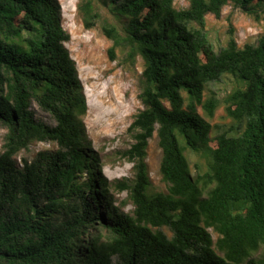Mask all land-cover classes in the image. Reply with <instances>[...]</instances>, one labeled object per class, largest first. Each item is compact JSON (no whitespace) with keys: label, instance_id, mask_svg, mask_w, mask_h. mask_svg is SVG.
<instances>
[{"label":"trees","instance_id":"1","mask_svg":"<svg viewBox=\"0 0 264 264\" xmlns=\"http://www.w3.org/2000/svg\"><path fill=\"white\" fill-rule=\"evenodd\" d=\"M188 1L78 7L87 28L101 7L111 15L103 30L112 60L121 47L143 62V109L126 152L134 175L119 182L134 207L126 214L88 152L89 108L59 0H0V264H264V34L243 47L231 34L215 52L206 32L207 16L220 18L226 6L259 19L264 0ZM226 75L236 85L220 99L209 86ZM221 106L233 125L207 121ZM154 134L166 192L150 191ZM35 143L54 149L21 166ZM188 151L207 155L205 174L194 173Z\"/></svg>","mask_w":264,"mask_h":264},{"label":"rangeland","instance_id":"2","mask_svg":"<svg viewBox=\"0 0 264 264\" xmlns=\"http://www.w3.org/2000/svg\"><path fill=\"white\" fill-rule=\"evenodd\" d=\"M62 7L63 27L70 34V41L65 44L72 59L76 62L79 78L84 86L88 103V113L84 118L87 130L88 152L98 160L100 175L106 179L115 207L123 213H132L134 207L128 199V192L119 190V182L132 179L134 164L126 156L127 150L135 143L134 133L130 131L136 115L143 109L139 99V77L143 70L140 58L133 61L126 57V51L118 47L115 59H111L110 49L113 42L103 30L106 22L113 23L107 9L101 7L102 19L93 28H87L83 14L78 10L81 0H59ZM189 6L188 0H175V7L184 9ZM206 32L215 52L226 45L229 37L234 35L240 47L250 43L255 44L260 35L264 34V14L254 19L226 6L220 18L209 15L206 18ZM235 79L224 76L209 88L218 98L223 99L235 87ZM116 88V89H115ZM115 90V91H114ZM118 93V94H116ZM117 107L122 108L115 113ZM38 118L50 125L53 119L43 111L35 108ZM200 115L204 116L199 109ZM119 118L117 125L107 131V127ZM211 125L231 126L233 122L226 116L224 106L219 107L212 119H207ZM6 130L0 128V152L4 142ZM45 149H54L50 144L35 143L29 150L18 156L31 159L36 153ZM194 173L205 174L208 171V157L204 152L190 155ZM162 151L158 144L157 134L149 141L147 149V167L151 181L152 193L166 192L167 185L160 175ZM165 232L170 235L168 230ZM214 240L217 235L213 233Z\"/></svg>","mask_w":264,"mask_h":264},{"label":"bare ground","instance_id":"3","mask_svg":"<svg viewBox=\"0 0 264 264\" xmlns=\"http://www.w3.org/2000/svg\"><path fill=\"white\" fill-rule=\"evenodd\" d=\"M115 89H116V88H115ZM114 91H115V90H114ZM116 94H118V93H116ZM121 109H122V108L117 107V109H115V111H113V112H115V113L118 114V112H120ZM118 119H119V118H116L114 121L111 122V124L107 127V131L111 130V128H113V126L117 125V121H118Z\"/></svg>","mask_w":264,"mask_h":264}]
</instances>
